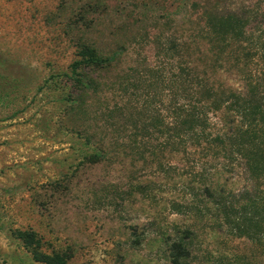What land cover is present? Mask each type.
Listing matches in <instances>:
<instances>
[{"label": "rangeland", "instance_id": "1", "mask_svg": "<svg viewBox=\"0 0 264 264\" xmlns=\"http://www.w3.org/2000/svg\"><path fill=\"white\" fill-rule=\"evenodd\" d=\"M83 44L118 53L73 73ZM201 80L264 99V0H0V264H43L18 230L68 264H264V183L181 126Z\"/></svg>", "mask_w": 264, "mask_h": 264}, {"label": "trees", "instance_id": "2", "mask_svg": "<svg viewBox=\"0 0 264 264\" xmlns=\"http://www.w3.org/2000/svg\"><path fill=\"white\" fill-rule=\"evenodd\" d=\"M211 16L214 26L223 33L242 35L244 33L243 17H238L231 12L206 13ZM118 51L109 56H103L89 46L83 44L78 51V59L72 65V72L76 73L79 67L103 66L111 63L116 58ZM251 88L252 83L248 84ZM194 103L185 105V117L181 120L184 132L189 136L195 135L196 139L202 138L206 143L215 141L227 155L241 159L250 178L264 183V99L250 93L233 92L217 89L201 80L195 92ZM191 94V95H192ZM197 99V100H196ZM196 101V102H195ZM226 110L231 116L241 118V126L227 129L225 132L212 136L207 132L208 113L210 111ZM99 154L89 156L91 161H97ZM251 220H258L264 225V192L254 195L251 203ZM16 238L30 248L34 260L43 264H68L71 252L66 250L45 253L40 250V242L36 233L30 230H18ZM171 264H186L181 260L185 254L182 244H176Z\"/></svg>", "mask_w": 264, "mask_h": 264}]
</instances>
